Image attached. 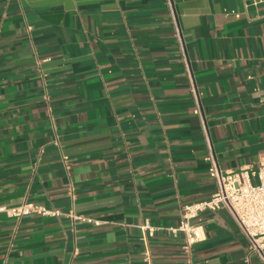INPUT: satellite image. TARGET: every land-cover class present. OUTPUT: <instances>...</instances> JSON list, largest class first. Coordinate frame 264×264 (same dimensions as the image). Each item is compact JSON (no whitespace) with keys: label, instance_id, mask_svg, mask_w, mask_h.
<instances>
[{"label":"crops","instance_id":"crops-1","mask_svg":"<svg viewBox=\"0 0 264 264\" xmlns=\"http://www.w3.org/2000/svg\"><path fill=\"white\" fill-rule=\"evenodd\" d=\"M203 126L223 173L264 159V0H0V207L62 211L0 210V264H264L225 209L175 230Z\"/></svg>","mask_w":264,"mask_h":264},{"label":"built area","instance_id":"built-area-1","mask_svg":"<svg viewBox=\"0 0 264 264\" xmlns=\"http://www.w3.org/2000/svg\"><path fill=\"white\" fill-rule=\"evenodd\" d=\"M196 112H199L198 107ZM203 131L208 150L206 157L209 161L208 172L215 180L216 189L207 199L184 204L182 206V220L175 230L185 233L187 243H194L202 239L201 231L199 230L200 227L192 225L190 220L206 209H225L245 236L249 253L256 254L264 261V159L255 168L243 167L237 171L223 173L212 149L205 126H203ZM0 210L16 219L31 213L53 216L62 214V211L58 209H48L32 203L0 207ZM72 217L79 218L81 216L72 215ZM86 220L91 221V219ZM141 227L144 231V239L154 234L155 229L148 222H145Z\"/></svg>","mask_w":264,"mask_h":264},{"label":"rangeland","instance_id":"rangeland-1","mask_svg":"<svg viewBox=\"0 0 264 264\" xmlns=\"http://www.w3.org/2000/svg\"><path fill=\"white\" fill-rule=\"evenodd\" d=\"M253 181H255V179H253Z\"/></svg>","mask_w":264,"mask_h":264}]
</instances>
